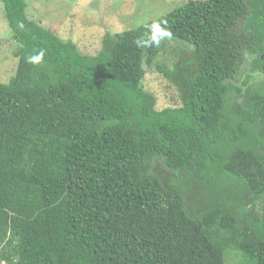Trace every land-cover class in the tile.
Returning a JSON list of instances; mask_svg holds the SVG:
<instances>
[{
    "label": "trees",
    "instance_id": "1",
    "mask_svg": "<svg viewBox=\"0 0 264 264\" xmlns=\"http://www.w3.org/2000/svg\"><path fill=\"white\" fill-rule=\"evenodd\" d=\"M1 1L17 66L0 83V262L224 264L231 247L264 264V93L230 82L240 65L264 72V0H191L105 32L95 55L28 18L26 0ZM158 28L194 58L155 63ZM145 67L179 106L156 108ZM184 176L220 191L195 214Z\"/></svg>",
    "mask_w": 264,
    "mask_h": 264
},
{
    "label": "rangeland",
    "instance_id": "2",
    "mask_svg": "<svg viewBox=\"0 0 264 264\" xmlns=\"http://www.w3.org/2000/svg\"><path fill=\"white\" fill-rule=\"evenodd\" d=\"M188 1L191 0H26V14L28 18L40 22L61 39L73 41L82 53L95 55L101 49V39L105 32L116 33L136 28ZM16 46L0 0V83H6L15 73L17 58L13 51ZM193 58L191 45L167 38L162 42L154 62L164 64L172 70L175 63L180 65L183 61ZM252 59L250 56L248 61ZM243 66L238 67L239 73L230 80L231 84L240 88L241 92L251 89L264 93V72L248 71L247 68H242ZM141 82L143 88L155 96L157 109L181 104L178 88L155 69L145 67ZM232 103L230 99L226 106L230 108ZM152 173L158 175L162 181H167L173 175L159 159L154 160ZM184 177L190 180L182 194L184 206L190 214L203 209L210 199L217 197L220 192L218 189L209 194L206 185ZM231 197L233 201H236L237 197L256 201L249 194H231ZM263 204L264 201H258L257 210L261 211ZM223 258L224 264H241L242 254L231 247H225Z\"/></svg>",
    "mask_w": 264,
    "mask_h": 264
},
{
    "label": "clouds",
    "instance_id": "3",
    "mask_svg": "<svg viewBox=\"0 0 264 264\" xmlns=\"http://www.w3.org/2000/svg\"><path fill=\"white\" fill-rule=\"evenodd\" d=\"M170 37H171L170 32L166 31L165 29L158 28L155 39L152 42L155 43L156 45H159L161 40L170 38Z\"/></svg>",
    "mask_w": 264,
    "mask_h": 264
},
{
    "label": "water",
    "instance_id": "4",
    "mask_svg": "<svg viewBox=\"0 0 264 264\" xmlns=\"http://www.w3.org/2000/svg\"><path fill=\"white\" fill-rule=\"evenodd\" d=\"M261 60H262V62H263V69H264V54L262 55V57H261Z\"/></svg>",
    "mask_w": 264,
    "mask_h": 264
},
{
    "label": "flooded vegetation",
    "instance_id": "5",
    "mask_svg": "<svg viewBox=\"0 0 264 264\" xmlns=\"http://www.w3.org/2000/svg\"><path fill=\"white\" fill-rule=\"evenodd\" d=\"M258 72H260V71H258Z\"/></svg>",
    "mask_w": 264,
    "mask_h": 264
}]
</instances>
